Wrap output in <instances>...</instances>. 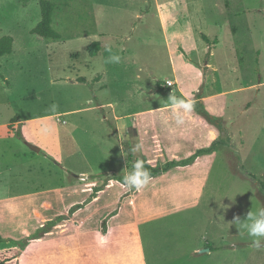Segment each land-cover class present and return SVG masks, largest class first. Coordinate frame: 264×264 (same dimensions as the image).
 I'll use <instances>...</instances> for the list:
<instances>
[{
    "label": "rangeland",
    "instance_id": "374dc122",
    "mask_svg": "<svg viewBox=\"0 0 264 264\" xmlns=\"http://www.w3.org/2000/svg\"><path fill=\"white\" fill-rule=\"evenodd\" d=\"M51 1L59 40L31 33L38 0H0V38H14L0 58V200L17 199L0 204V251L14 248L19 264H130L103 242L100 251L92 234L33 242L40 236L22 250L15 243L74 199L51 191L105 174L95 186L103 190L108 176L130 173L142 158L132 145L135 118L116 115L166 105L181 87L192 98L225 93V133L199 203L139 226L131 264H264V248L233 223L264 207V0ZM110 55L119 63H106Z\"/></svg>",
    "mask_w": 264,
    "mask_h": 264
},
{
    "label": "crops",
    "instance_id": "0c3cea01",
    "mask_svg": "<svg viewBox=\"0 0 264 264\" xmlns=\"http://www.w3.org/2000/svg\"><path fill=\"white\" fill-rule=\"evenodd\" d=\"M170 61L173 65L172 57H170ZM174 71L175 68L173 67ZM169 79L171 80V78ZM174 82L178 84L177 79ZM176 90L181 95L178 97L194 101V109L190 114L185 115L183 125L175 124L169 103L122 117L116 115L117 122L120 121L119 119L123 120L127 117L135 118L133 123L135 141L132 145L135 147L138 143L142 144V150L138 151L139 156L146 158L154 166H161L169 160L186 159L199 149L211 147L214 141L220 137L218 126L208 121L196 110V103H201L204 109L213 117L225 118L228 114L227 96L222 91L207 90L206 93H201L199 96L192 98L188 96L183 88L176 87ZM214 158L215 152L202 154L190 166L174 167L160 176L154 177L149 185L140 190L138 194L127 197L123 201L118 215L110 220L106 234L102 233L101 220L119 206L121 196L128 191V187L123 186L117 180H111L104 184V189L98 194L97 198L91 204L78 210L71 221L59 222L45 236L33 242L48 239L67 241V238H71V236L78 240L85 235L92 234L96 247L100 251L101 246L99 244L103 242L111 258L116 255L119 259L125 258L131 264L136 250L129 248V241L138 242L140 238L138 236L139 226L177 215L182 209L198 204L204 193L205 182ZM89 179L69 184L68 188H56L51 191V194H55V196L62 193L61 195L64 197L67 194L66 199L69 195L74 196V199L70 202L66 200L68 203L61 208H55V213L48 218L43 217L42 221L35 224L29 233H34L35 229H38L37 227L42 226L48 220L65 214L73 203L87 199L95 186L103 184L100 177L98 179L92 178L91 181ZM31 197L32 195L29 194L19 199L28 200ZM16 200V198L0 200V204L8 202L12 206ZM58 232L63 233L64 237L61 239L56 238ZM104 241H110V244H107L109 249ZM114 242L117 243V246H120L118 244L121 243L122 249L120 250L112 245ZM136 247L141 250L142 244L139 243ZM111 260L114 261V259ZM117 261L121 262L116 258Z\"/></svg>",
    "mask_w": 264,
    "mask_h": 264
},
{
    "label": "trees",
    "instance_id": "16d2710c",
    "mask_svg": "<svg viewBox=\"0 0 264 264\" xmlns=\"http://www.w3.org/2000/svg\"><path fill=\"white\" fill-rule=\"evenodd\" d=\"M38 1L40 4V9H41V19L37 23V25L31 30V33L38 35V36H40L46 40H59L61 38V35L53 26V20H54L53 17H54V12L56 9V4L54 2H52L51 0H38ZM23 2L25 3L26 0H23ZM97 44H98V42H97ZM13 48H14V38L12 36L5 35V36H2L0 38V58L4 55L11 54L13 52ZM165 85L167 86V83H164L162 81L158 82V86L161 90L164 88ZM195 108L208 121L217 125L218 128L220 129L222 135L225 133V127L223 125L222 118H217V117H213L212 115H210L204 109V106L201 103H196ZM219 142H220V139H216L214 141V143L212 144V146L209 148L199 149L192 156H190L186 159H183V160H169L161 166H154V165L150 164L148 162V160L144 157H142L140 159L145 161V167L150 171L152 177L154 178V177L160 176L161 174L167 172L171 168L187 167V166L192 165L198 159V157H200L202 154L213 153L214 151H216ZM130 158H132L131 155H130ZM107 174H109V173H107ZM103 175H105V174H100L98 177H102ZM92 177L96 178L97 175H93ZM251 177L254 179H257L256 176L253 174H251ZM112 179H116L119 182H121L123 180L121 177H118L116 174H113V175L107 177V181L112 180ZM259 186L264 191V182L263 181H259ZM101 190H102V187H94L93 192L91 193L90 197L87 200H85L84 202L73 205L69 209V214L72 215V214L76 213L78 210H80V209L84 208L85 206L89 205L90 203H92L93 200L96 198V196L98 195V193ZM137 193L138 192H136L134 189H130L129 192L125 193L121 197L120 205L118 206V208L113 210L111 213H109V215L107 217H105L102 220V222H101L102 232H104V233L107 232V228H108V224H109L110 219L112 217L118 215V213L120 211V207H121L124 199L127 198L128 196L135 195ZM65 218H67L66 215L65 216L63 215V216H59L57 219L62 220ZM56 220L53 219V220L48 221L45 224V226L43 228L39 229L34 235L30 236L29 238H27L25 240L16 241L15 245H17L19 247V249L22 250L24 247H26L29 244L30 240L36 239L40 236L45 235L47 233V231L52 226H54V224L56 223ZM2 240L3 239L0 238V241H2ZM0 264H19L18 252L14 248L4 250V251H0Z\"/></svg>",
    "mask_w": 264,
    "mask_h": 264
},
{
    "label": "clouds",
    "instance_id": "9594fccd",
    "mask_svg": "<svg viewBox=\"0 0 264 264\" xmlns=\"http://www.w3.org/2000/svg\"><path fill=\"white\" fill-rule=\"evenodd\" d=\"M118 55H110L106 63H119ZM168 103L171 107V114L176 125L185 123V115L190 114L194 109V101L186 100L174 95L169 96ZM47 131V129H45ZM142 144L135 146V151L142 150ZM153 179L150 171L145 167V161L138 159L133 164V169L126 174L121 181L122 185L139 192L145 188ZM233 223L238 224L251 239V246L256 249L264 248V207L258 208L255 212L249 211L246 218H235Z\"/></svg>",
    "mask_w": 264,
    "mask_h": 264
},
{
    "label": "built area",
    "instance_id": "2783aa9c",
    "mask_svg": "<svg viewBox=\"0 0 264 264\" xmlns=\"http://www.w3.org/2000/svg\"><path fill=\"white\" fill-rule=\"evenodd\" d=\"M167 83H168V86H169V87H172V86L175 85V82H173V81H167Z\"/></svg>",
    "mask_w": 264,
    "mask_h": 264
},
{
    "label": "water",
    "instance_id": "95a60500",
    "mask_svg": "<svg viewBox=\"0 0 264 264\" xmlns=\"http://www.w3.org/2000/svg\"><path fill=\"white\" fill-rule=\"evenodd\" d=\"M32 148H33L34 150L38 151V152L40 151L39 148H36V147H32ZM206 250L210 251V249H206ZM20 252H21V251H20ZM20 252H19V253H20Z\"/></svg>",
    "mask_w": 264,
    "mask_h": 264
}]
</instances>
